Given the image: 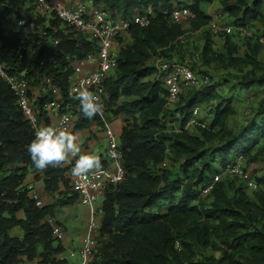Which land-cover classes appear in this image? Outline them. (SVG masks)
<instances>
[{
    "label": "trees",
    "instance_id": "trees-1",
    "mask_svg": "<svg viewBox=\"0 0 264 264\" xmlns=\"http://www.w3.org/2000/svg\"><path fill=\"white\" fill-rule=\"evenodd\" d=\"M97 3L114 19L129 20L148 8L153 15L147 26L128 29L118 67L105 84L107 119L110 121L111 113L124 118L119 145L125 177L104 193L98 209L99 236L88 264H264V176L257 178L243 167L260 190L248 189L240 179L230 177L231 181L221 180L209 194L202 195L205 186L216 175L221 176L227 165L238 158L246 159L264 141V64L259 60L264 52V0H219L222 15L233 25L245 29L259 24L262 36L248 38L243 55L238 56V46L229 35L218 34L222 36V51L217 54L206 33L197 58L206 69L214 65L232 71L228 76L236 83L230 92L256 91L260 96L253 118L235 133L227 129L228 119L235 114L232 100L222 99L212 86L205 91H193V87L169 110L163 83L147 80L156 72L149 61L157 55L170 59L174 43L183 40L181 25L170 19L178 0ZM33 9L32 0H0V62L17 73L25 72L27 82L35 87L43 75L51 77L65 95L72 74L68 59L94 52L96 45L53 16L46 20ZM189 9L195 15L193 31L209 24L210 17L199 9L197 0ZM21 17L28 19V25L42 27V33L34 38L32 50L19 60L17 44L32 35L26 27L18 33L10 29L5 33L3 27L9 18L15 21ZM55 40L59 44L53 47ZM41 61H45L44 66ZM216 97L220 102L209 111L212 120L208 127H194L196 134L184 130L193 109ZM46 98L39 100L40 106ZM80 116L87 122L83 113ZM167 121L179 125L180 130H168ZM90 122L98 123L94 117L77 129L88 127ZM34 138L12 92L0 79V173L13 166L0 175V264H25L35 259L39 264H67L60 258L64 248L45 220L54 216L57 206H74L78 197L71 189V194L67 192L70 186L63 167L36 169L27 151ZM214 141L221 147H207ZM164 163L168 166H162ZM102 164L103 168L109 166L108 162ZM30 171L38 173L35 180L42 177L47 195L59 196V205L36 206L25 184ZM14 229L21 235H12ZM194 247L210 248L220 256L195 261Z\"/></svg>",
    "mask_w": 264,
    "mask_h": 264
},
{
    "label": "built area",
    "instance_id": "built-area-1",
    "mask_svg": "<svg viewBox=\"0 0 264 264\" xmlns=\"http://www.w3.org/2000/svg\"><path fill=\"white\" fill-rule=\"evenodd\" d=\"M195 0H178L179 6L170 14L172 23L182 25L186 21L195 19V15L189 7ZM34 13L40 16H53L61 23L70 28L72 32L81 35L86 41L96 45V50L81 58L68 59L72 74L68 78V87L66 94L63 95L61 88L56 85L51 77L43 75L40 78L39 85L36 86V93L25 78V72L17 73L13 67L7 66L0 62V79L7 84L14 98L16 105L21 112L24 120L27 122L30 130L34 133L38 128L51 126L67 129L74 133L75 126L80 119L81 111L79 101L73 98L72 90L74 88L88 87L90 91L100 95L104 104L103 118L96 116L97 121L101 124L104 138L108 140L107 155L109 166L103 168L99 175L89 176L87 179L73 177L71 167H63L65 176L69 180V186L73 193L78 197V203L85 207L89 212V220L86 226L85 234L78 251L80 262L78 264H88L96 246V240L99 236V225L95 222V213L97 203L102 201L106 189L117 183H120L125 177L123 168V155L120 145L116 142L117 133L113 130L111 122L105 114V106L108 101L105 84L118 67V54L125 40L128 39L127 33L131 26L143 28L149 24L153 15L149 8L142 16H135L132 19H114L99 4L97 0H32ZM85 2L91 7H86ZM15 24L10 26L11 33H18L20 28L27 29L33 24L28 25V19L21 17L14 21ZM210 32L213 35L221 33L230 34L231 28L221 26L218 23H210ZM119 40H122L120 44ZM33 36H26L17 44L18 59H23L24 55L32 50L35 44ZM264 45V42H261ZM59 44V40L53 42V47ZM198 58V57H196ZM45 61L40 65L44 66ZM162 83L167 92L166 109H173L180 101V97L198 83L191 67L184 63L172 61L169 64H161L158 68ZM66 96L64 99L63 96ZM47 97L43 105L40 106L39 100ZM199 107L192 111L188 127L207 128L203 123L198 121ZM178 117V116H177ZM82 118V117H81ZM177 129L175 131H179ZM110 152L118 153V156L112 158ZM164 166V164L162 165ZM229 177H237L248 189L253 191L260 190L255 180L243 170L241 160L227 165L223 174ZM222 174V175H223ZM220 176L216 175L212 182L207 184L202 191V195L209 194L215 185L219 182ZM29 197L36 201L37 207H42L33 187ZM51 228L52 236L61 241L63 239V230L55 225L51 219H46ZM73 256V255H72Z\"/></svg>",
    "mask_w": 264,
    "mask_h": 264
},
{
    "label": "rangeland",
    "instance_id": "rangeland-1",
    "mask_svg": "<svg viewBox=\"0 0 264 264\" xmlns=\"http://www.w3.org/2000/svg\"><path fill=\"white\" fill-rule=\"evenodd\" d=\"M199 9L207 16L210 17L209 24L202 27L198 31H193L192 25L193 22L186 21L181 25L183 31L185 32L183 40L179 39L173 45V55L169 56L170 59H166L165 57H158L155 56L152 60L149 61L148 65L155 69V74L148 78V81H161V76L158 72V68L161 64H169L172 61H176L178 63H184L189 65L193 73L198 81L197 85L195 86L193 91H205V87L212 86L215 89L222 99L230 98L232 100V106L235 110V114L230 117L227 121V129L232 133L238 132L242 127L246 126L250 119L254 116V109L257 106V102L259 99V95L255 91H250L247 93H234L230 92L229 89L232 84H235L236 81H232L233 79L228 76L229 73H232L230 70H221L217 69L214 65H211L209 68L201 67L200 61L197 60L196 57L199 56L203 43H204V35L208 33L214 42V51L217 54H220L222 51V36L221 35H213L210 32L209 25L210 23H218L221 26H226L231 28V33L227 34L231 37V41L238 46V56H242L245 49V42L248 38L258 39L262 36V30L259 24H254L250 28L239 29L237 26L233 25L231 21H229L225 16L222 15V9L219 5V0H197ZM86 7H91L88 2H85ZM46 20L50 18L49 15H45ZM45 20V21H46ZM15 24L14 20L9 18V20L4 25L5 33L8 32L11 25ZM29 33L34 37L37 38L42 33V27L39 25L36 27L31 26L28 28ZM184 41V42H183ZM262 41V40H261ZM264 42V41H263ZM259 60L261 63L264 64V52L261 53L259 56ZM36 93V87L31 85ZM217 94V95H218ZM125 99L120 98V101ZM220 99L216 97L210 103L202 104L200 108V112L198 114V121L203 123L206 127H208L209 122L212 120V116H209L210 109L215 108ZM175 108V107H174ZM173 108V109H174ZM110 121L112 124L113 130L120 135V131L123 125V116L122 115H115L111 113L109 115ZM82 120L81 118L78 120L75 130L78 126H84L89 122V119L86 118ZM260 119H257L256 123L259 122ZM91 121V119H90ZM86 123V124H85ZM87 127V126H86ZM91 127L85 128L83 130H79L81 134H87ZM166 128L168 130L179 129V125H173L172 122L166 123ZM188 131L191 134H196V129L194 127H188ZM74 130V131H75ZM98 134L97 138L94 140L93 144L89 145V150L91 154H97L101 157L102 161L108 160L107 155V146L108 140L105 138L100 139L101 134L104 135L103 129L101 126L97 128ZM79 133V134H80ZM90 135V134H89ZM91 135L94 134L91 132ZM83 140V139H82ZM116 142L119 144V137H116ZM86 146V144L84 145ZM207 147H221L218 145L216 141L212 144L208 145ZM259 151H261L259 153ZM256 159V160H253ZM241 160L243 167H245L246 171L253 176L260 178L264 176V141H261L247 156L246 159L238 158ZM219 163V162H218ZM214 165V169L218 168V164ZM168 166V164L164 163V167ZM13 166H6V171L12 169ZM174 168H178V165ZM6 171H2L0 175H5ZM29 174L33 175L34 172H29ZM31 175L28 176L27 180L29 181ZM26 180V181H27ZM231 181L229 175L224 173L220 176L219 181ZM34 183V182H32ZM27 185V183H26ZM34 195L37 196L38 201L41 203L42 206L46 204H53L55 206L59 205L57 199H59L57 194H54V197L47 195L41 185L35 186L33 188ZM68 193L71 194L70 188L67 190ZM250 194V193H248ZM102 204V201L97 203L96 213H95V222L100 226V213L98 212L99 206ZM163 205H166L164 203ZM163 209V208H162ZM21 217V214H18ZM51 220L56 223L64 232L62 241H59L61 245L64 246V252L61 255V259L65 260L67 264H77L80 262L78 257V241L83 234L84 229L88 224L89 220V212L88 210L81 206L78 202L74 206L70 207H62L57 206L56 210L54 211V216L51 217ZM14 236H20L21 231L19 229H14L11 233ZM194 251L196 253L195 261H200L203 257H210L213 256L218 258L220 255L217 252L212 251L210 248L207 249H200L198 247H194ZM73 255V256H72Z\"/></svg>",
    "mask_w": 264,
    "mask_h": 264
},
{
    "label": "clouds",
    "instance_id": "clouds-1",
    "mask_svg": "<svg viewBox=\"0 0 264 264\" xmlns=\"http://www.w3.org/2000/svg\"><path fill=\"white\" fill-rule=\"evenodd\" d=\"M72 94L73 98L79 101V108L84 117L93 119L100 116L103 118L104 104L100 95L90 91L88 87L74 88ZM78 141L79 137L67 129L45 126L36 130L35 138L27 146V151L32 163L40 171L48 167L72 165L71 175L73 177L87 179L89 176L101 174L104 170L101 157L97 154L82 152ZM109 156L115 158L118 153L110 152Z\"/></svg>",
    "mask_w": 264,
    "mask_h": 264
},
{
    "label": "crops",
    "instance_id": "crops-1",
    "mask_svg": "<svg viewBox=\"0 0 264 264\" xmlns=\"http://www.w3.org/2000/svg\"><path fill=\"white\" fill-rule=\"evenodd\" d=\"M11 19H12V18H11ZM88 127H91V128L88 129L89 132H88L87 134H84V135H83V134H81V133L79 132V130L81 131V130L85 129V127L82 128V129H76V130L74 131V134H76V135L79 137V141H78V142H79L80 145H81L82 152L91 154V151L89 150V145L93 144L94 140L97 138V134H98L97 128H99V125H98V123L90 122L89 125H88ZM88 127H86V128H88ZM91 132L94 134L93 136L91 135ZM79 133H80V134H79ZM89 134H90V135H89ZM102 138H104V135H103V134H101V136H100V139H102ZM82 139H83V140H82ZM85 144H86V146H84ZM102 162H103V161H102ZM105 162H107V161H105ZM31 172H34V174H33V175L28 174V176L31 175V178H30V180L28 181V180H27L28 176H27V178H26L27 181H25V184L27 183L28 186H31V187H33V188H35V186H37V185H41L42 188H43L42 177L39 175V179H38V180H35L34 177L37 176L38 173H37L36 171H31ZM32 182H34V183H32ZM51 204H52V203H51ZM85 230H86V229H84L83 234L81 235V237H80V239H79V241H78V247H79V249H80V247H81V242H82V239H83V237H84ZM62 246H63V245H62ZM63 248H64V246H63ZM79 249H78V251H79ZM60 258H61V257H60ZM25 264H39V260H38V259H35V260H33L32 262H26ZM77 264H78V263H77Z\"/></svg>",
    "mask_w": 264,
    "mask_h": 264
}]
</instances>
